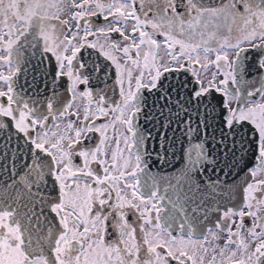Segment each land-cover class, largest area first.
Listing matches in <instances>:
<instances>
[{"label": "snow or ice", "instance_id": "obj_1", "mask_svg": "<svg viewBox=\"0 0 264 264\" xmlns=\"http://www.w3.org/2000/svg\"><path fill=\"white\" fill-rule=\"evenodd\" d=\"M74 7L0 58V264H264V0Z\"/></svg>", "mask_w": 264, "mask_h": 264}, {"label": "flooded vegetation", "instance_id": "obj_2", "mask_svg": "<svg viewBox=\"0 0 264 264\" xmlns=\"http://www.w3.org/2000/svg\"><path fill=\"white\" fill-rule=\"evenodd\" d=\"M74 5L75 0H7L0 15V32L6 37L0 42V58L7 57L10 50L21 62L20 83H24L23 69L32 68L42 55L44 45L54 41L66 22H71ZM8 41H11L10 49L3 46ZM51 60L54 65L55 58ZM31 76L29 71V81Z\"/></svg>", "mask_w": 264, "mask_h": 264}]
</instances>
